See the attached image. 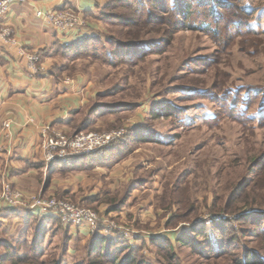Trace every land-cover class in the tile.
<instances>
[{"label": "rangeland", "instance_id": "1", "mask_svg": "<svg viewBox=\"0 0 264 264\" xmlns=\"http://www.w3.org/2000/svg\"><path fill=\"white\" fill-rule=\"evenodd\" d=\"M135 1L148 0H95L97 10L84 18L106 52L60 56L66 77L82 75L89 84V104L69 130L60 131L127 129L119 143L131 139L128 149L89 170L45 171L40 187L28 192L92 209L117 230L110 238L80 229L69 233L48 218L24 211L8 218L7 211L0 217V264L19 257L24 264H243L247 252L260 257L245 264H264V126L245 122L224 100L233 88L264 95V0L231 2L218 36L171 30L169 44L146 57L126 38ZM237 13L242 16L232 20ZM246 21L250 33L231 32L234 22ZM150 29L142 32L143 41L154 44L162 37ZM118 41L122 48L113 56ZM256 100L251 117L264 107L261 96ZM214 115L217 121L205 124ZM137 127L144 137L152 132L151 142L133 138ZM76 176L82 179L76 192H46L52 180ZM248 186L247 195L259 204L244 211L239 200ZM99 237L113 243L102 247Z\"/></svg>", "mask_w": 264, "mask_h": 264}, {"label": "crops", "instance_id": "2", "mask_svg": "<svg viewBox=\"0 0 264 264\" xmlns=\"http://www.w3.org/2000/svg\"><path fill=\"white\" fill-rule=\"evenodd\" d=\"M52 10H74L87 16L97 10V2L31 0L13 5L2 19L4 25L14 29L18 47L0 43V168L7 170L9 181L15 189L27 194L40 187V178L46 172L61 173L58 167L53 169L43 161L41 127L69 130L77 115L89 104L86 100L89 84L84 76L77 75L73 79L66 77L68 71L64 67L67 66L60 59L61 54L55 51L59 45L71 47L98 32L90 29L85 34L74 32L62 37L39 17L40 11ZM19 48L27 54L39 53L46 72L33 75L27 57H20ZM68 79L70 81L66 83ZM7 119L15 122L8 138L1 135L2 123ZM30 120L33 122L29 123ZM81 180L79 176L70 180H52L46 192L52 194L59 189L68 192L67 188L76 192V183ZM6 215L4 213L2 216L6 218ZM72 231L76 232L74 229L68 232ZM80 232L89 231L83 228Z\"/></svg>", "mask_w": 264, "mask_h": 264}, {"label": "trees", "instance_id": "3", "mask_svg": "<svg viewBox=\"0 0 264 264\" xmlns=\"http://www.w3.org/2000/svg\"><path fill=\"white\" fill-rule=\"evenodd\" d=\"M122 1L124 2V0ZM233 1L239 2V0H148L147 3L145 4L138 2V1L132 2L130 4L136 12H134V15L132 14L133 18L135 16L134 20L129 21L126 26V29L128 31L126 38L128 42L130 43L128 47H130V49L132 50L135 49V51H137L136 53L140 54V57H141V51H142L143 53L142 57L144 56L146 57L148 55H151L157 52L163 47L165 48L169 44V38H170L169 34H171V30H176L181 27L187 28L189 30L197 29L203 32L212 33L214 36H218L219 31H221V28H222L221 27L222 23L227 22L225 13L227 10L232 9L230 8V6H231V2ZM150 4L156 5L157 11H154L150 7ZM211 6L213 7L211 8ZM202 12H203V15L201 14ZM210 12H213V14H211V16H208ZM244 12L240 11V13L243 15L248 14ZM240 13H237V16L232 18V20L235 21L238 18H240V16H242ZM194 17L197 18V21L195 22L191 21ZM167 18H170L172 22H170V19H167ZM174 19H176L177 21H174ZM166 20H169V22ZM234 23L236 24L234 25V29L231 32L238 33L241 31L242 32L241 34L243 35L250 33V31H246L245 29L248 21H246L242 25H240V23L237 24V22H234ZM193 24H196V25H193ZM149 28H151L150 30L154 32L153 35L162 37V38H159L160 39L159 41L157 42L155 41L156 43L154 44L149 43L147 41L146 42L143 41L145 39H143L144 35L142 32H144V30H149ZM100 38L102 37L101 36L87 37L83 41H80L79 43H76L75 45L71 47H64V46L62 47L59 45L57 46L55 52L58 54H61V56L63 58L65 57L66 59H69L70 57H74L76 54H80L78 52H85V53L91 52L87 54L94 53L95 55H99L98 54L99 52H101L102 50H105L103 46L105 45V42L102 41ZM224 43H226L225 39H224ZM120 48H122V45H120L118 41L116 48L114 49L115 52H112V55L116 56L120 54ZM105 52L106 50L104 51V53ZM107 59L109 60L108 62L110 63L113 60L112 57L111 59L107 57ZM241 89L243 88H238V89L233 88V89H230L229 93H226V97L224 100L227 104L228 110L231 112L235 111V114L238 117L243 116L246 119L245 122L247 123L264 126V107L263 106L260 105L258 107L256 111L257 116L251 117L250 115V112L255 106L254 104L257 101L256 100L257 97L260 98L261 96V99H262L261 104L264 103V95H261L263 92L261 91L259 93H256L257 95L256 96L255 93L253 92H247L245 89L243 90ZM189 91L197 92V90L195 89H189ZM220 102L222 101L220 100ZM229 102H231L232 104H230ZM169 110H171V113L169 115L179 116V117L181 116V112L179 110L178 111L176 109H169ZM153 116L157 117L155 113L153 114ZM216 119H218V115L211 116V118L207 120L205 124H209L213 121H217ZM139 128L137 127L136 129L132 130L133 133H131V135H133V138L139 139L138 142H143V141L151 142V137L153 136L152 132H149L147 136L144 137L143 135L140 134V132L136 133L137 131H139ZM130 140L124 143L123 142L114 143L106 147L105 149L101 150L100 152L96 153L93 156L78 158L67 164H63L59 162L51 164V168L56 169V167H58L57 168L58 171L62 173L66 171L89 170L91 168L100 167V165L102 164H106V165L110 164V160H112L113 156L123 154L124 151L128 149ZM257 182L255 184H257ZM259 186L260 185H258V187ZM248 189H250V186L246 187L245 192H243L244 190L242 191L243 193H241V198L239 200V202H241L243 206L242 209H244V211L254 210L252 208L258 207V204H259V201H257L256 197H253L250 199L249 195H247ZM253 194L254 193H252V195ZM234 201L237 203V200H234ZM229 207L234 208L233 204H231ZM8 212L9 213L11 212L8 215V217H12L11 216L13 215L12 213L17 212V211H8ZM47 220H49L50 223H54L58 225V227L62 228L58 220H55L52 218H48ZM98 239H99V242L102 244V247L105 246L106 243L108 245L113 243L109 239L107 240L106 238H103V237H99ZM258 257H260L259 254H255L254 252L251 254L250 252H247L246 259L242 260V263L245 264L246 261L247 262L249 261L250 263H255L257 262ZM24 263H25L24 258L19 257L16 259V262L14 264H24ZM128 264H137V263L135 259H133Z\"/></svg>", "mask_w": 264, "mask_h": 264}, {"label": "built area", "instance_id": "4", "mask_svg": "<svg viewBox=\"0 0 264 264\" xmlns=\"http://www.w3.org/2000/svg\"><path fill=\"white\" fill-rule=\"evenodd\" d=\"M29 1L31 0H0L1 44L18 47L14 29L4 25L2 19L6 17L13 5L25 4ZM39 17L47 26L57 30L62 37L74 32L85 34L90 30L84 16L78 11H40ZM18 53L20 57H27L29 70L33 75L46 72L39 53L27 54L21 48L18 49ZM67 81L66 83H69L70 80ZM31 122L33 120L29 123ZM14 124L13 120H5L2 123L1 135L8 138L9 131ZM127 135V129L105 133L79 132L69 135L62 131L52 130L50 126H43L40 129V149L43 161L47 165L57 162L67 164L78 158L93 156L106 147L123 140ZM0 189V217L7 211H24L34 217L58 220L66 231L85 228L92 233L98 232L100 236L106 238H110L114 234L113 231L117 230L113 225L101 223L98 214L92 209L77 206L69 201L44 198L15 189L9 181L7 170L3 168H0Z\"/></svg>", "mask_w": 264, "mask_h": 264}]
</instances>
